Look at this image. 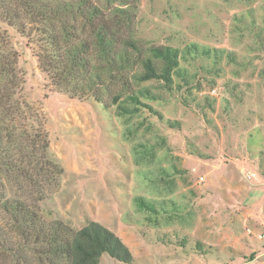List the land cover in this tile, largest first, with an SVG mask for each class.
Instances as JSON below:
<instances>
[{
    "label": "rangeland",
    "instance_id": "1",
    "mask_svg": "<svg viewBox=\"0 0 264 264\" xmlns=\"http://www.w3.org/2000/svg\"><path fill=\"white\" fill-rule=\"evenodd\" d=\"M86 1L120 42L180 49L185 76L171 89L130 80L154 90L142 97L152 108L133 104L121 82L96 88L99 101L52 57L50 75L40 67L38 54L52 53L42 34L0 21L18 52L26 111L44 120L47 158L65 170L18 195L64 229L101 222L134 255L125 263L103 253L100 264H264V0ZM67 25L74 42L92 39L85 19ZM137 196L166 210H143Z\"/></svg>",
    "mask_w": 264,
    "mask_h": 264
},
{
    "label": "trees",
    "instance_id": "2",
    "mask_svg": "<svg viewBox=\"0 0 264 264\" xmlns=\"http://www.w3.org/2000/svg\"><path fill=\"white\" fill-rule=\"evenodd\" d=\"M66 15L83 17H62ZM97 15L98 7L86 0H0V21L15 26L28 38L33 33L42 34V40L52 48V53L43 51L44 57L38 54L40 67L48 75L46 61L52 57L51 61L63 65L61 76L81 79L75 83L81 93L95 92L90 96L100 101L102 95L96 88L106 89L110 83L121 82L130 88L133 104L152 108L142 97L156 98L154 90L149 85L133 89L128 84L130 80L136 84L157 80L171 89L175 75L185 76L180 66L181 50L169 45L144 48L135 39L120 42L115 25ZM78 18L90 24V41H73L72 25L67 23ZM195 50L197 45L189 53ZM17 63L18 52L8 32L0 28V264H100L103 253L125 263L133 262L131 249L101 222L90 221L78 230L64 229L61 221L47 223L35 207L18 195L17 190L30 185L40 187L43 179H51L65 170L47 158L50 144L45 123L40 115L26 111L28 105L20 94L25 79ZM134 66L139 69L126 75V70ZM137 108V105L134 109L118 106L123 113L135 112ZM42 198L44 194L35 197ZM135 200L143 210L158 213L159 206L166 210L165 204L144 196Z\"/></svg>",
    "mask_w": 264,
    "mask_h": 264
}]
</instances>
